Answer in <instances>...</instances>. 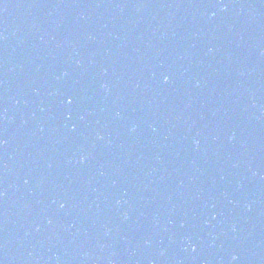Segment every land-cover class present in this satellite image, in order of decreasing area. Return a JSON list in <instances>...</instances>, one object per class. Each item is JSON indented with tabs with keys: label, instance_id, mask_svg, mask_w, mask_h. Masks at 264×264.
<instances>
[{
	"label": "water",
	"instance_id": "95a60500",
	"mask_svg": "<svg viewBox=\"0 0 264 264\" xmlns=\"http://www.w3.org/2000/svg\"><path fill=\"white\" fill-rule=\"evenodd\" d=\"M0 264H264V0H0Z\"/></svg>",
	"mask_w": 264,
	"mask_h": 264
},
{
	"label": "clouds",
	"instance_id": "9594fccd",
	"mask_svg": "<svg viewBox=\"0 0 264 264\" xmlns=\"http://www.w3.org/2000/svg\"><path fill=\"white\" fill-rule=\"evenodd\" d=\"M165 80H167V77H165ZM235 258V257H234Z\"/></svg>",
	"mask_w": 264,
	"mask_h": 264
}]
</instances>
